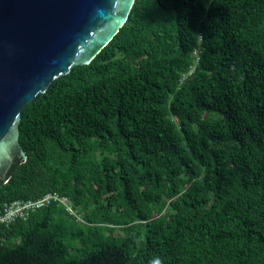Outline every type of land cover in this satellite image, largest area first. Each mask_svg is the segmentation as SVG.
Returning <instances> with one entry per match:
<instances>
[{"label": "trees", "instance_id": "1", "mask_svg": "<svg viewBox=\"0 0 264 264\" xmlns=\"http://www.w3.org/2000/svg\"><path fill=\"white\" fill-rule=\"evenodd\" d=\"M0 264H264V0H134L20 112Z\"/></svg>", "mask_w": 264, "mask_h": 264}, {"label": "water", "instance_id": "2", "mask_svg": "<svg viewBox=\"0 0 264 264\" xmlns=\"http://www.w3.org/2000/svg\"><path fill=\"white\" fill-rule=\"evenodd\" d=\"M134 0H0V179L14 157L22 108L74 66L87 65ZM101 264H107L103 262Z\"/></svg>", "mask_w": 264, "mask_h": 264}, {"label": "built area", "instance_id": "3", "mask_svg": "<svg viewBox=\"0 0 264 264\" xmlns=\"http://www.w3.org/2000/svg\"><path fill=\"white\" fill-rule=\"evenodd\" d=\"M50 202H59L71 212L69 202L55 193L46 194L35 200H15L4 203L0 208V225H8L17 219L24 220L29 213L37 210Z\"/></svg>", "mask_w": 264, "mask_h": 264}, {"label": "clouds", "instance_id": "4", "mask_svg": "<svg viewBox=\"0 0 264 264\" xmlns=\"http://www.w3.org/2000/svg\"><path fill=\"white\" fill-rule=\"evenodd\" d=\"M152 264H162V262H161L160 258L157 257L156 259H154V260L152 261Z\"/></svg>", "mask_w": 264, "mask_h": 264}]
</instances>
